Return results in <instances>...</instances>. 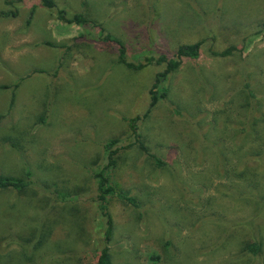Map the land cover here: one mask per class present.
I'll return each mask as SVG.
<instances>
[{"label": "rangeland", "instance_id": "1", "mask_svg": "<svg viewBox=\"0 0 264 264\" xmlns=\"http://www.w3.org/2000/svg\"><path fill=\"white\" fill-rule=\"evenodd\" d=\"M14 1L0 0V12L17 10L0 16V86H10L0 88V173L30 170L36 183L0 192V264H94L104 218L93 173L110 138L120 148L112 181L138 202L106 203L113 264H264V0ZM58 9L95 18L134 62L201 41L139 121L163 165L129 145L127 122L147 112L162 66L126 68L99 26L63 21ZM231 45L229 55L212 53ZM12 128L26 135L18 148L1 139ZM252 238L263 244L254 258L241 251Z\"/></svg>", "mask_w": 264, "mask_h": 264}, {"label": "trees", "instance_id": "2", "mask_svg": "<svg viewBox=\"0 0 264 264\" xmlns=\"http://www.w3.org/2000/svg\"><path fill=\"white\" fill-rule=\"evenodd\" d=\"M17 1H22V0H17ZM38 1L46 9H54L57 6L54 0H38ZM4 3L5 5L14 6L16 2L14 0H4ZM32 11L33 10H31L30 12V18L32 17ZM56 14L59 19L69 23H76L79 25L85 23H92L96 26H99L100 42H105L109 44L112 43V45H114L115 47L114 50L117 53L118 63L122 64L123 66H125L126 68L132 71L141 70L150 64H156L162 66V69L158 70L155 73L152 87L149 90L150 102L147 112L144 113L143 115L133 116L129 118L127 122L130 133L134 139L129 145L131 146L132 144L133 145L136 144L140 150L150 155L152 159H154L157 165H163L162 161L159 159L158 156H156L155 154L148 153V148L144 144L142 135L139 132V121L146 119L149 116L152 108L158 103V101L167 95L168 93L167 81L169 79V76L179 69L183 61L186 59H195L199 57L201 41L179 44L176 47V49H174L173 54L171 56H168V54L162 52L157 56H153V55L144 56L142 60L138 62H134L128 60L126 57L127 49L123 39H121V37L119 36L112 34V32L110 31L104 32V28L100 23L96 21L95 18H92L85 13H75L71 17H69L66 15V10L64 9L56 10ZM16 15H17V10L0 12L1 17L16 16ZM26 23H29V20H27ZM259 23H260L259 25L262 28H264V18ZM232 50H234V46L231 45L225 48L224 50L213 51L212 53L214 55L226 56L229 55ZM18 86L19 84H14L12 86L7 111H9L14 104L16 97L15 96L16 90ZM9 87L10 86H6V85L0 86V88L2 89H7ZM47 111L48 109L47 107H45L42 113L39 115L40 122L42 123L46 122ZM4 116L5 114L0 113V123L4 118ZM25 136L26 135L23 132H20V130H18L17 128H12L9 130L8 133L6 132L1 139L4 141V143L8 144L12 148H18L20 143H22V139H24ZM118 141H119L118 138H110L104 143V150L106 153L107 162L102 168H100L99 170L93 173L94 178L96 179L97 208L99 210L101 217L104 218V228L102 231V245H100V247L98 248V252L94 264H113L112 253L110 251V242L113 237L114 222L106 204L108 200L110 198L117 199L124 203H128L133 206H138V202L135 196L131 195L128 190L120 187L117 183L113 182L111 178V171L117 166V156H118L117 152L120 149L119 146L117 145ZM245 174L246 172L244 171L239 175V177ZM32 175L33 174L30 170L23 171L21 175L0 173V192L4 190H14L16 192L26 194L29 190H34L36 182ZM42 183L45 185L44 180L42 181ZM82 190L80 189V191ZM78 193L80 192L74 194L73 197H78ZM57 194L59 197L62 198L66 195V193L63 192H58ZM45 235H46L45 232L37 234L36 241L33 244L34 249H37L42 245ZM26 240L30 241V239H26ZM241 251L245 255H250L251 257L254 258L262 253L263 244L261 243L260 240L252 238L251 240H248L247 242H244L242 244ZM153 257L157 258L156 256Z\"/></svg>", "mask_w": 264, "mask_h": 264}]
</instances>
